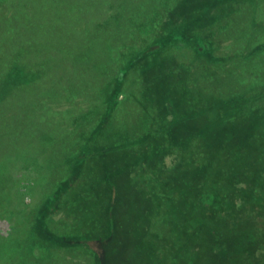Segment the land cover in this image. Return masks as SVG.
<instances>
[{"label":"trees","instance_id":"1","mask_svg":"<svg viewBox=\"0 0 264 264\" xmlns=\"http://www.w3.org/2000/svg\"><path fill=\"white\" fill-rule=\"evenodd\" d=\"M30 3L0 0V55L7 53L0 58L2 100L9 83L26 84L27 70L40 63L24 59L38 36L23 17ZM254 4L175 0L157 20L126 18L125 30L137 38L132 43L130 36L120 42L107 35L102 51L93 52L101 41L85 40L77 66L108 64L111 77L93 139L116 138L70 159L36 210L32 245L73 250L101 241L103 256L91 250V264H264V106L254 95L205 92L199 80L206 73L190 68L195 61L206 69L228 66L230 56L218 46L235 15ZM260 47L237 54L249 59ZM129 76L139 85L138 130L112 133L110 119Z\"/></svg>","mask_w":264,"mask_h":264},{"label":"rangeland","instance_id":"2","mask_svg":"<svg viewBox=\"0 0 264 264\" xmlns=\"http://www.w3.org/2000/svg\"><path fill=\"white\" fill-rule=\"evenodd\" d=\"M58 1L46 0L47 4L38 5V0H31L23 8L24 19L30 21L29 33H38L34 50L26 53L24 59L27 64L35 60L40 63L33 66L34 71L27 70L26 84L9 83L8 96L0 98V264H91V250L103 256L101 241L91 240L86 248L73 250L40 248L32 245L30 231L36 210L55 182L66 175L71 160L77 162L87 149L116 138L110 134V139H93L94 128L106 108L104 90L111 77L104 69L108 64L97 68L91 64L77 66L75 59L87 49L85 40L101 41L96 49L91 48L93 52L102 51L107 35L120 42L130 36L127 42H134L137 38L132 31L125 30L130 26L126 18L142 21L153 15V20H157L175 2ZM143 4H149L145 8L149 10H143ZM1 24L2 20L0 34ZM95 26L99 31H95ZM225 36L218 52L230 56L226 60L228 66L206 69L199 61L190 64L192 72L207 75L199 80L202 90L224 98L254 95L256 104L264 106V0L244 6ZM40 40L45 44L44 50ZM255 45L262 49L249 59L237 54ZM3 49L10 52L6 46ZM6 54L0 55L1 60L5 61ZM183 56L190 59L191 53ZM0 88L4 91V85ZM122 90L110 119L108 130L112 133H120L124 127L123 132L138 130L133 98L138 95L139 85L134 76L127 78Z\"/></svg>","mask_w":264,"mask_h":264}]
</instances>
